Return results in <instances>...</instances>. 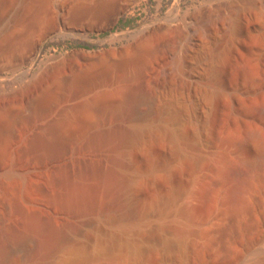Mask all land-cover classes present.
I'll list each match as a JSON object with an SVG mask.
<instances>
[{"label":"rangeland","instance_id":"1","mask_svg":"<svg viewBox=\"0 0 264 264\" xmlns=\"http://www.w3.org/2000/svg\"><path fill=\"white\" fill-rule=\"evenodd\" d=\"M19 4L18 0L0 3V30L19 28L22 20L12 17L25 12ZM196 9L201 10L198 17L192 15ZM94 13L79 20L57 17L55 24L36 28L12 52L0 51V79H4L0 115L7 117L3 124L12 159L0 166V189L10 196L23 192L25 209L50 218V225L39 230L28 228L22 215L3 203L0 190L2 229L9 222L31 235L33 240L23 244H34L44 232L58 230L63 240L54 255H62L67 244L78 245L82 260L73 264H107L112 259L116 264H264V0H137L128 6L125 0H110ZM184 13L181 25L175 17ZM165 23L176 27V32L151 37L155 59L148 61L147 53L127 69L129 79L145 77V96L127 102L121 115L111 113L100 125L127 126L130 117L146 114L154 124L172 130L171 137L149 133L135 146L108 142L79 149L70 146L53 158L43 157L39 149L24 150L34 137H48L49 125L80 117L97 120L93 107L80 100H86L94 88L96 92L108 86L117 68L81 83L80 97L70 95L69 80L84 66L95 69L106 61L116 63L125 47ZM181 44L186 45L182 51ZM73 50L90 54L65 65L59 57H51ZM222 50L225 58L206 67L205 54ZM181 53L184 62L178 68L173 57ZM57 64L63 65L56 69ZM22 84L27 89L17 93L15 88ZM192 86L212 94L207 101L196 102L192 118H152L161 94L185 93ZM76 106L85 107V113ZM74 107L77 110L71 112ZM171 144L176 148L173 154ZM113 157L133 166H118ZM148 157L158 163L152 170ZM91 162L132 182L115 184L107 191L99 187L94 206L87 210L62 209L49 201L61 190L54 179L61 166L75 179L80 168ZM8 170L42 189L12 188V181L5 178ZM83 179L97 182L89 175ZM151 200L156 201L154 207L148 205ZM132 205L140 210L138 221L131 217ZM187 223L192 231L180 234L179 228Z\"/></svg>","mask_w":264,"mask_h":264},{"label":"bare ground","instance_id":"2","mask_svg":"<svg viewBox=\"0 0 264 264\" xmlns=\"http://www.w3.org/2000/svg\"><path fill=\"white\" fill-rule=\"evenodd\" d=\"M7 1L9 0H0V3L2 4ZM18 1L20 3L19 6L22 8L21 10L25 9V12H16L12 16L14 19H20L19 21L22 20L18 24L19 28L15 26L13 28L3 27L0 30V51L2 52H12L13 50L17 49L20 44H23L27 41L29 36L34 33L36 28L40 27L41 25H47V27H50L53 23L55 24V18L57 17H64V15H67L72 20H79L86 16H93V14H95L94 12L103 9V7L110 0ZM135 1L137 0H125V6L133 4ZM48 11H50V13H48ZM186 15L187 13H184L180 17H175V20L183 25ZM192 15H194V17L200 16L201 10H194L192 12ZM233 30L237 32L239 30V27H235L233 28ZM175 32L176 27L171 26L169 23L159 25L148 34H145L141 38L135 40L130 47H125L119 59L116 60V63H108L106 61L100 67H97L95 69H93V67L91 66H84L83 68L78 69V74H76L73 78H71V80H69L70 95L72 97H80L83 95H80V93H83L80 92L81 83H87V81L89 82L90 80H95L93 78L99 77L104 72L107 73V71H110L113 66L117 68L116 73L112 72L115 73L111 78L112 83L108 79V83H110L108 86L106 85V87H102V89L100 88L101 90H96V92V88H94V92H92V94L90 92V95H87L88 97L86 96V100L84 98L83 102H81L82 100H80V103H83L82 105L93 107V110H95L98 114V119L85 120L83 117H80L76 119H70L62 125L53 124L51 127L49 125L50 129H48L50 135L48 137L47 135L46 137L44 135L34 137L30 140L28 146L24 150L33 151L39 149L41 150L43 157L53 158L66 151L70 146L72 148L79 149L85 145L96 146L106 142L117 146L122 143H130L135 146L139 145L142 141L143 136L149 133H156L165 138L171 137L173 135L172 130L167 129L164 126L154 124L149 120V115L146 114L142 116L130 117L127 126L110 123L108 126L103 127L102 125H100V122L102 120H106V116L111 113L115 114V116L118 117L123 113L122 108L126 105L127 102L137 101L145 96V91L143 89L145 77L138 74L133 79H129V72L127 69L132 64H139L140 62L137 63V61H140L138 59H143L142 56L147 53L148 61H152L155 59V45H153L151 37H153L154 35H174ZM114 37L117 39L116 36ZM114 37H112V41H114ZM185 46V44H181V51L183 48H185ZM89 54L90 51L73 50L71 52H62L58 55L52 54L51 57H59L58 60H60L61 63L65 65V61H69L74 58L76 59L77 56L79 57L81 55H83V57H86L89 56ZM51 57H49V59ZM224 58L225 53L223 50L216 55L206 53V67L217 66ZM96 62L98 63L97 60ZM183 62L184 55L182 53L173 57V63L176 67H181ZM63 64H57V67L55 66L56 69L61 68ZM114 67L113 70L115 69ZM52 70L55 69L53 68ZM42 73L46 74V72L43 71ZM42 75L44 76V74ZM1 80H4L3 77L0 79V81ZM26 89V84L19 85L15 88L17 93H24ZM211 96L212 94L208 89L199 88L197 86H192L187 92H183L181 94L178 92H168L161 94L159 98H157L158 103L154 108L152 118H192L196 113V102L207 101ZM77 103H75L74 105H77ZM82 107H80L81 111L80 109L77 110L75 107L74 109L70 108V110L71 112L73 110H77L79 112H82L81 114H83L85 113V111H83L85 107L83 109ZM100 114L105 115V117L101 118ZM6 119L7 117L5 115H0V166L12 160L9 158L7 151V147L10 143L7 135L9 133H7L8 129L6 131V126L5 124H3V121L6 122ZM254 134L255 133L252 134L253 139L254 136H256ZM249 136L251 137V135ZM256 139L257 136L255 137V140ZM260 142H263L262 138ZM257 144L258 143L256 140V145ZM261 144L260 146L258 145L260 147L258 148L260 151L262 150L261 148L263 146ZM175 150V145L171 144L170 152L173 154ZM113 161L115 162V164H117L118 166L120 165L123 168H129L133 166V163L125 162L120 157H113ZM147 163L149 164L150 170L154 169V167L158 164L157 162L152 161L150 157L147 158ZM85 169L80 168L78 177L72 179L66 169L61 166L59 168L57 176L54 177V179L61 185V190L51 195L49 197V201L62 209L75 208L87 210L94 206V197L99 187H102L107 191L112 189L115 184L128 186L129 182H132V180L129 179L126 175L120 172H116V170L112 168L102 169L99 165L93 162L85 166ZM137 174L143 175L142 172L139 171L137 172ZM85 175L96 178L97 182L89 183L84 181L83 178L85 177ZM5 178L8 181H12L10 182L12 185L10 186H12V188L14 189H19V186H22V188L33 187V189L37 191H40L42 189L41 186L37 184H27L25 180L20 179L21 177L15 176L11 170H8L5 173ZM0 190L3 203L5 205H8L14 213H20L22 215V222L28 228L34 230L38 228L36 230H39V228H42V226L44 225H50V218L48 216H43L36 210L25 209V207L21 203V199L26 198L23 192H18V194L10 196L6 189L2 188ZM155 202V200H151L148 203L149 207H154V205L156 204ZM243 205H241L239 208L241 209ZM130 207L131 206H129V208ZM130 209L131 217H133L137 221L140 220V210L137 208V206L135 207V205H132ZM3 223L4 222H2L0 217V264H73L76 261L82 260L81 253H79L77 247L78 245L76 246L72 243L66 245V249L64 250V253L62 255H54V251L58 246H60V243L63 240V234L58 232V230L54 231V233L48 231L50 234L44 232V234H42L40 237L37 234L38 237L36 238L38 239H36L34 244H23L26 243L28 239L33 240L32 238H30L31 235L22 233L9 222L5 226L7 229H5L4 231V229H2L4 228L2 227L4 226ZM124 229H127V227H124ZM51 231L53 232V230ZM191 231L192 229L189 223H187L185 228L180 227L178 230L180 234L190 233ZM165 243L166 246L172 245L169 242ZM107 264H116V260L112 259Z\"/></svg>","mask_w":264,"mask_h":264}]
</instances>
